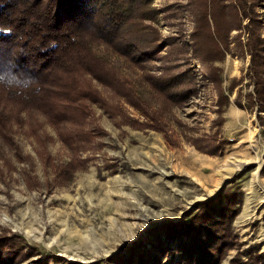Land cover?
<instances>
[{
  "label": "rangeland",
  "instance_id": "374dc122",
  "mask_svg": "<svg viewBox=\"0 0 264 264\" xmlns=\"http://www.w3.org/2000/svg\"><path fill=\"white\" fill-rule=\"evenodd\" d=\"M148 8L135 25L172 36L179 69L192 70L185 89L171 99L148 81L165 71L168 47L137 63L91 40L131 100L92 79L108 104L88 102L84 120L53 125L30 110L19 122L12 112L0 130V238L18 243L13 258L2 250L4 264H133L145 248L147 264H186L164 226L219 199L231 201L234 238L216 264H264V0ZM199 10L218 41L202 45L208 54L196 52ZM72 156V173L55 178Z\"/></svg>",
  "mask_w": 264,
  "mask_h": 264
},
{
  "label": "trees",
  "instance_id": "16d2710c",
  "mask_svg": "<svg viewBox=\"0 0 264 264\" xmlns=\"http://www.w3.org/2000/svg\"><path fill=\"white\" fill-rule=\"evenodd\" d=\"M151 1L0 0V130L9 122L12 125V112L19 122L25 118L24 111L30 110L39 111L53 125L67 118L84 120L89 103L108 104L92 86V79L128 97L130 89L91 50V40L105 42L137 63L157 57L168 47L171 55H160L165 60V71L146 76L151 86L167 97L179 95L185 87L178 85L192 70L179 69L172 36L159 40L158 30L135 25ZM199 11L194 34L196 52L208 54L202 45H217L218 41L210 30L208 14ZM1 132L7 135L4 129ZM78 160L72 156L68 162L54 167L55 178L71 174ZM219 200L223 203L207 201L188 219L164 226L165 231H172L168 234L170 242L177 240V249L183 253L181 260L186 264H216L233 242L229 225L231 201ZM17 237L15 233L1 236L0 264L6 259L2 250L8 258L17 255L13 249ZM140 253L133 264H147L155 258L147 248ZM230 264L245 263L236 257Z\"/></svg>",
  "mask_w": 264,
  "mask_h": 264
}]
</instances>
